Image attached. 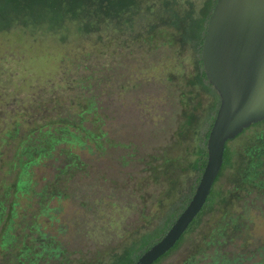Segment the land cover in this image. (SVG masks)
I'll list each match as a JSON object with an SVG mask.
<instances>
[{
	"label": "rangeland",
	"instance_id": "rangeland-1",
	"mask_svg": "<svg viewBox=\"0 0 264 264\" xmlns=\"http://www.w3.org/2000/svg\"><path fill=\"white\" fill-rule=\"evenodd\" d=\"M2 12L0 183H4V157H10L11 146L14 145L11 140L4 145V132L17 133V136L27 132L33 127L32 121H37L39 117L33 112L37 109L36 105L46 106L54 96L65 100L63 102L67 105L75 98L74 92L81 87L86 95H94L99 102L98 110L94 115L93 111L87 113L89 121L86 123L89 128L103 132L99 140L104 141L102 150L94 147L92 140L85 139L83 146L76 141H62L56 145L51 156L44 157L34 166L35 183L20 199L14 213L18 215L14 224L16 236L19 241L26 239L35 253L42 248V243L50 242L53 246L60 243L64 251L59 254L58 262H51L40 250L38 264H67L69 260L71 264H77L78 259L101 258V255L95 254L96 251L108 254L106 252L111 251L109 248L129 242L134 235L143 232L142 227L154 225L157 213L160 214L159 195L166 185L156 186L152 180L144 179L148 177L147 171H144V160H138L136 165L125 163L121 153L126 154V147L116 142H131L130 146L136 143L138 151L155 153L175 141L176 126L184 115L181 96L185 84L183 78L192 69L189 57L186 53L180 54L175 45H164L162 41L153 50H146V47L141 49L136 40L126 39L125 34L118 35L116 39L114 31L80 34L78 30L83 22L68 23L61 11L43 10L41 7L16 10L19 21L38 25L22 27L13 24L10 28L12 10H0ZM62 22L68 24L58 25ZM139 23L136 21V24ZM47 24L53 25L45 26ZM54 27L60 29L51 30ZM147 56L145 65H139ZM205 102L203 94L200 112ZM75 108L72 106V109ZM92 115L97 116L94 122H91ZM16 128L18 132H15ZM37 135L34 132L31 137L35 143L38 142ZM105 137L109 139L106 141ZM105 146L109 149H103ZM151 166L148 164V167ZM62 181L69 189L62 186ZM50 183L58 186L61 193L78 188L92 192L106 213L101 212V217H96L94 213L97 212H94L92 204H88L89 200L78 198V201L87 203L81 206L74 202L75 205L68 195H48L42 206L33 203L34 198L38 199L39 193L43 192V187ZM256 200L257 203H245L247 210L253 209L250 205L254 207V222L249 220V227H245L249 229L248 233L242 231L236 241L245 248H237V243L235 247L228 245L224 250L226 256L241 258L242 251L257 252L264 246V203ZM0 203L4 205V190L1 187ZM56 206L59 208L55 209ZM87 206L94 213L85 210ZM39 207L48 209L40 210ZM0 217H4V211ZM27 217L38 223L37 233L29 232L31 221ZM76 222L85 227L80 228ZM1 227L0 223V230ZM79 228L82 229L80 231H87V235L74 238L75 229ZM2 253L0 264H6ZM256 254L250 252L253 259L257 258ZM217 255L216 252H208V256L200 257L197 264H210L213 259H218ZM184 259H188V252L182 248L163 264H183Z\"/></svg>",
	"mask_w": 264,
	"mask_h": 264
},
{
	"label": "trees",
	"instance_id": "trees-1",
	"mask_svg": "<svg viewBox=\"0 0 264 264\" xmlns=\"http://www.w3.org/2000/svg\"><path fill=\"white\" fill-rule=\"evenodd\" d=\"M215 2L216 0H0V10H12L9 28L13 24L22 27L38 25L19 21L16 10H35L41 7L43 10L61 11L68 23H75L77 20L83 22L78 30L80 34L96 33L100 30L114 31L117 34L116 39L118 35L121 37L125 34L126 39L136 40L137 45L141 49L146 47V50H153L160 41L164 45L173 44L180 54H187L192 65V69L183 78L185 84L181 89V96L184 115L176 126L175 141L164 145L160 152L148 153L138 151L134 142L131 147V142L119 143L114 140L117 145L122 147L123 144L126 147V154L121 153L125 163L136 165L138 160H144V171L148 173V177L144 179L148 178L149 182L152 180L156 186L166 185L159 195L161 208L158 206V209L161 210L160 214L157 213L156 223L142 227L143 232L134 235L129 242L109 248L112 252L107 251L108 254L96 251L95 254L101 255V258L93 257L88 261L78 259L77 264H134L144 251L166 233L193 195L206 163V141L220 101L217 91L207 79L201 58L206 25ZM3 15L4 12L0 13V16ZM136 21L140 23L136 24ZM68 23L62 22L58 25L65 26ZM50 25L53 24L45 26ZM58 29L60 28L54 27L51 30ZM147 58L148 56L139 65H145ZM203 94L206 102L200 112ZM74 95L75 98L69 100L67 105L65 100L56 96L50 98L46 106L36 105V100L34 105L37 109L33 112L39 117L37 121H32L33 127L20 136L17 133L13 135L4 132V145L9 140L14 142L10 157H4V183H0L4 190V205L0 203L2 215L4 211V217H0V252H3L6 264H38L37 255L40 250L44 251L45 257L51 262H58L59 254L64 251L59 242L56 246L48 242L42 243V248L35 253L26 239L23 241L21 238L22 241H19L14 225L18 215L14 213L20 199L26 196L31 185L33 187L35 183L32 172L34 166L44 157L51 156L57 144L62 141H76L83 146L87 139L93 141L94 147L102 150L104 141L99 138L103 132L89 128L86 123L89 121L87 113L93 111L94 115L98 110V100L92 94L86 95L82 87ZM72 106L76 108L72 109ZM93 115L91 122L97 120V116ZM15 132H18L17 128ZM34 132L38 134L37 143L31 139ZM108 139L104 138L106 141ZM103 149L109 148L105 146ZM148 157L153 159L147 160ZM148 164L152 166L148 167ZM62 183L65 189H69L66 182ZM59 191L58 186L47 184L43 187V192L39 193V198H34L33 203L42 206L48 195H68L73 203L78 202L81 206L87 202L78 201V198L89 200L88 204H92L94 212L98 214L92 212L90 206L85 210L91 211L96 217H101V212L106 213L100 200L90 191L83 188L70 189L64 193ZM256 199L264 203V120L251 124L234 139L226 142L221 169L201 211L174 246L153 264H163L164 260L182 248L188 252V259H184L183 264H197V260L207 257L208 252L219 254L218 259H213L210 264H264V246L257 252L242 251L241 258H231L224 253L228 245H238L237 248L242 246L236 241L240 239L242 231L248 233L249 229L245 227H249V220L254 222L252 211H255L252 205L250 207L253 209L247 210L245 203H257ZM58 208L59 206L55 207ZM39 209L47 210L48 207ZM27 219L31 221L28 224L29 232L37 233L38 223L33 218ZM27 219L23 218V221L26 222ZM78 224L80 228L85 227L76 222ZM80 228L75 229L74 238L87 235V231H80ZM243 248L245 247L242 246L241 249ZM251 251L252 254L257 253L256 259L250 255ZM70 261L67 264H71Z\"/></svg>",
	"mask_w": 264,
	"mask_h": 264
},
{
	"label": "water",
	"instance_id": "water-1",
	"mask_svg": "<svg viewBox=\"0 0 264 264\" xmlns=\"http://www.w3.org/2000/svg\"><path fill=\"white\" fill-rule=\"evenodd\" d=\"M203 68L219 95L207 159L186 207L134 264H153L201 211L221 169L226 142L264 120V0H216L201 48Z\"/></svg>",
	"mask_w": 264,
	"mask_h": 264
}]
</instances>
